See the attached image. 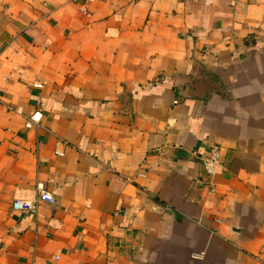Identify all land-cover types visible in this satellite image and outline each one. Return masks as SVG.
I'll return each instance as SVG.
<instances>
[{"label":"crops","instance_id":"obj_1","mask_svg":"<svg viewBox=\"0 0 264 264\" xmlns=\"http://www.w3.org/2000/svg\"><path fill=\"white\" fill-rule=\"evenodd\" d=\"M0 96V264H263L264 0H0Z\"/></svg>","mask_w":264,"mask_h":264},{"label":"built area","instance_id":"obj_2","mask_svg":"<svg viewBox=\"0 0 264 264\" xmlns=\"http://www.w3.org/2000/svg\"><path fill=\"white\" fill-rule=\"evenodd\" d=\"M79 1V0H73ZM44 84L36 83L34 87L41 88ZM2 97L0 96V103H2ZM43 114L40 108H37L26 119L25 126L27 128L39 129L41 127V120ZM201 163L205 174L209 177L208 185L213 192V177L217 174L218 168L222 163L221 147L219 145H213L209 151L201 158ZM42 203H49L51 205H58L59 200L47 189L44 182H38L37 184V196L33 200L16 199L12 203L14 210L31 211L32 213H38L39 206ZM264 264V261H263Z\"/></svg>","mask_w":264,"mask_h":264}]
</instances>
